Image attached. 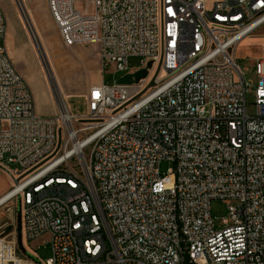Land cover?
I'll use <instances>...</instances> for the list:
<instances>
[{
    "label": "built area",
    "instance_id": "2783aa9c",
    "mask_svg": "<svg viewBox=\"0 0 264 264\" xmlns=\"http://www.w3.org/2000/svg\"><path fill=\"white\" fill-rule=\"evenodd\" d=\"M47 2L66 46L99 45L102 73L153 64L138 82L92 85L82 113L55 92L56 113L39 115L0 0V165L13 180L0 210L18 201L22 239L51 247L17 255L0 231V264H264V58L250 114L235 57L264 0ZM214 199L227 203L220 227Z\"/></svg>",
    "mask_w": 264,
    "mask_h": 264
},
{
    "label": "rangeland",
    "instance_id": "374dc122",
    "mask_svg": "<svg viewBox=\"0 0 264 264\" xmlns=\"http://www.w3.org/2000/svg\"><path fill=\"white\" fill-rule=\"evenodd\" d=\"M38 1V3H35L34 9H32L27 2L25 5L22 1L24 6L32 11V15L30 16L26 9V14L33 31L37 30V41H35L31 36V30L27 27L21 15L22 6L20 5L19 0H8L10 5H13L16 8V13L13 17L15 26L18 30L15 29V31L12 32L13 43L11 42V37H6L5 43L8 48L12 47V49H14V56L10 50L11 57L21 73L25 75L26 80L34 93L36 112L39 115L49 116L56 113L57 102L55 92L57 94L61 92L67 105L74 113H82L85 111L83 96L93 84L104 82L108 85H112L115 82H118L119 78L126 73L123 71H116L114 65L109 66L105 72L102 73L99 58L100 48L97 43L93 42L66 46L63 43L58 28L50 15L47 0L44 3L42 0ZM1 2L5 8L9 26L12 22L11 14L8 13L5 7V0H1ZM75 8L81 13L88 14L89 11L92 10L93 5L87 2L77 1L75 2ZM34 26L37 28L34 29ZM47 43L54 51L60 50L63 52L62 54H59L57 58L60 75V86L56 84L58 87L55 85L51 77L55 72L51 69L48 63L45 62L44 55L42 56L43 53H41L42 51L39 46L40 44L47 46ZM2 45L3 40L0 38V46ZM263 46L264 26L260 28L256 34L247 36L241 40L235 49V57L237 58L239 68L244 72L246 80L250 83L248 93V109L250 114L254 113V90L258 82L255 68L257 59L264 58ZM18 52H21L20 56H18ZM37 52L41 61L39 60ZM129 65L131 68H137L141 65L140 59L131 58L129 60ZM50 74L51 76H49ZM49 79H51V82ZM236 79L239 80L237 73ZM169 166L171 165L168 162H163L162 171H166ZM9 167L16 169L19 168V165L16 163H9ZM171 177L174 180V175ZM211 213L214 217L216 226L220 227L222 225V220L228 215L226 201L222 199L212 200ZM7 223H9V216L7 214L0 215L1 236L5 241L12 243L14 246H16L17 239V244L20 248L17 232L13 226L9 227ZM1 228H5V230L3 231ZM2 231L4 233H2ZM48 240V234L32 241H29L24 237L23 245L26 249L25 253L33 259H37V257L40 259L50 257L51 247L50 244L46 242ZM20 251L21 252L16 250L17 255H20L23 252L21 249Z\"/></svg>",
    "mask_w": 264,
    "mask_h": 264
},
{
    "label": "crops",
    "instance_id": "0c3cea01",
    "mask_svg": "<svg viewBox=\"0 0 264 264\" xmlns=\"http://www.w3.org/2000/svg\"><path fill=\"white\" fill-rule=\"evenodd\" d=\"M22 1L24 2L25 5L27 2L32 9L35 8V3L39 2L38 0H22ZM45 1L46 0H42L43 3ZM4 3H5V7H6L8 13L11 14V18H12V22L8 26V31H7L6 37H11V42H12L13 41L12 32H14L15 29H17V27L15 26L14 17H13L16 13V8L13 5H10V2H8V0H5ZM26 9L28 10L27 12H29V14L31 16L32 11L30 9H28L27 7H26ZM9 48H10L9 50L12 51V54L14 56V51H13L14 49H12V47H9ZM20 53L21 52H18V56H20ZM58 64H57V69L55 71V76H56L58 86H60V75H59V70H58ZM96 84H99V83H96ZM93 85H95V84H93ZM12 185H13V180L9 176L6 168L4 166L0 165V198L3 197L10 190ZM17 205H18V201H12L0 210V215L7 214L9 216V223H7V224L9 227L13 226L16 232H17V216H18ZM1 230L4 231L5 228L4 229L1 228ZM3 231H2V233H4Z\"/></svg>",
    "mask_w": 264,
    "mask_h": 264
},
{
    "label": "bare ground",
    "instance_id": "6f19581e",
    "mask_svg": "<svg viewBox=\"0 0 264 264\" xmlns=\"http://www.w3.org/2000/svg\"><path fill=\"white\" fill-rule=\"evenodd\" d=\"M19 3H20V5L22 6V17H23V20H24V22H25V24L27 25V27L31 30V32H32V38L35 40V41H37V33H36V31H33V28L31 27V25H30V22H29V20H28V17H27V14H26V8H25V6H24V4H23V2H22V0H19ZM33 22V21H32ZM34 24V23H33ZM35 25V24H34ZM35 27V26H34ZM37 27H35L34 29H36ZM41 31V30H40ZM38 32H39V30H38ZM39 36V35H38ZM41 37V36H40ZM42 38V37H41ZM38 43H39V41H38ZM44 44V43H43ZM51 44V43H50ZM40 46V48H41V53H43L42 54V56L44 55V60H45V62L46 63H48V65L51 67V69L55 72L56 71V69H57V64L59 63L58 62V56H59V54H62L63 52L62 51H60V50H56V51H54L53 50V48L50 46V45H48V43H47V46H44V45H39ZM37 55H38V52H37ZM38 57H39V55H38ZM39 60L41 61V59H40V57H39ZM160 74L162 75L163 74V72H160ZM49 76H51V74L49 75ZM52 77V80L54 81V83H55V85L56 84H58L57 83V80H56V77H55V74L54 75H52L51 76ZM56 80V82H55V80ZM57 86V85H56ZM58 87V86H57ZM58 96L60 97V98H63V95L61 94V92L58 94Z\"/></svg>",
    "mask_w": 264,
    "mask_h": 264
},
{
    "label": "water",
    "instance_id": "95a60500",
    "mask_svg": "<svg viewBox=\"0 0 264 264\" xmlns=\"http://www.w3.org/2000/svg\"><path fill=\"white\" fill-rule=\"evenodd\" d=\"M152 64L153 62L150 61L148 62L147 64V68H143V69H140V70H137L136 72L134 73H128V74H125L123 76H121L118 80V83L119 84H130L132 82H138L140 81V79H143L145 77L148 76L149 74V68L152 67ZM159 67L157 68L153 78L151 79L150 83L148 84L147 88L148 87H152L154 85V79L158 73V70H159ZM19 180L18 179H15V182L17 183ZM21 214H20V210L18 211V216H17V237H18V243L20 245V249L25 253L26 252V249L23 245V239H22V230H21Z\"/></svg>",
    "mask_w": 264,
    "mask_h": 264
}]
</instances>
